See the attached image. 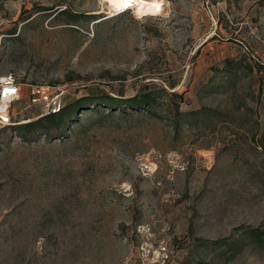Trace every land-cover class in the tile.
<instances>
[{"label": "rangeland", "instance_id": "1", "mask_svg": "<svg viewBox=\"0 0 264 264\" xmlns=\"http://www.w3.org/2000/svg\"><path fill=\"white\" fill-rule=\"evenodd\" d=\"M116 13L0 0V78L27 89L0 129V264H264V0ZM144 90L151 110L66 138L12 128Z\"/></svg>", "mask_w": 264, "mask_h": 264}, {"label": "trees", "instance_id": "2", "mask_svg": "<svg viewBox=\"0 0 264 264\" xmlns=\"http://www.w3.org/2000/svg\"><path fill=\"white\" fill-rule=\"evenodd\" d=\"M60 9L59 7L55 10L58 12L57 15L70 13L68 9L59 11ZM103 21L105 20L99 23ZM156 100V94L150 90H144L131 98L114 97L112 95H89L63 106L59 112L45 114L35 121L15 125L12 128L25 140L30 139V136L35 133H41L54 139H61L66 138L76 127L79 131L85 129L86 125L94 119L103 121L114 118L118 116L117 111L122 114H128L127 109L135 112H147L156 104ZM85 112L89 115L86 120H83L82 114ZM252 236L258 241H263L264 231L261 228L253 229Z\"/></svg>", "mask_w": 264, "mask_h": 264}, {"label": "built area", "instance_id": "3", "mask_svg": "<svg viewBox=\"0 0 264 264\" xmlns=\"http://www.w3.org/2000/svg\"><path fill=\"white\" fill-rule=\"evenodd\" d=\"M40 92L42 93V96L46 93V91L43 90ZM20 95L21 85L12 77L0 78V128L8 126L12 123L13 115L11 108L13 104L19 100ZM42 99L47 100L45 96L42 97ZM61 108V104L56 103L49 113L59 112Z\"/></svg>", "mask_w": 264, "mask_h": 264}, {"label": "bare ground", "instance_id": "4", "mask_svg": "<svg viewBox=\"0 0 264 264\" xmlns=\"http://www.w3.org/2000/svg\"><path fill=\"white\" fill-rule=\"evenodd\" d=\"M111 14L120 13L132 7L140 15H161L164 10V0H107ZM116 13V14H118Z\"/></svg>", "mask_w": 264, "mask_h": 264}, {"label": "crops", "instance_id": "5", "mask_svg": "<svg viewBox=\"0 0 264 264\" xmlns=\"http://www.w3.org/2000/svg\"><path fill=\"white\" fill-rule=\"evenodd\" d=\"M24 90H27V89H23L22 87H21V94H22V92H24ZM14 114V113H13Z\"/></svg>", "mask_w": 264, "mask_h": 264}]
</instances>
